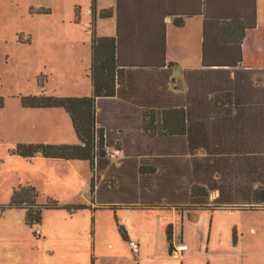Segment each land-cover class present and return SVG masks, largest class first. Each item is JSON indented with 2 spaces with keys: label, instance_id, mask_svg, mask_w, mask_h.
I'll list each match as a JSON object with an SVG mask.
<instances>
[{
  "label": "crops",
  "instance_id": "0c3cea01",
  "mask_svg": "<svg viewBox=\"0 0 264 264\" xmlns=\"http://www.w3.org/2000/svg\"><path fill=\"white\" fill-rule=\"evenodd\" d=\"M116 1L113 7L107 8L112 9L113 14L106 19L98 17L99 12L106 8H94L92 25L100 28L96 36L116 38ZM255 3L256 26L245 34L242 41L241 62L235 69L237 71H264V36L260 33L264 0H255ZM90 13L93 16L91 9ZM139 17L140 21H146L149 32L156 35L155 39H150L149 46L146 41L140 40L121 49L123 60H133L135 65L120 67L119 85L115 86L114 96L96 100V127L106 129L111 135L124 136L125 152L122 150V156L109 160V165L101 172L97 166L92 172L89 165V180L80 175L84 166L77 161L41 157L27 161L55 163L52 167L65 170L69 175L79 173L84 182L82 188L62 204L75 202L81 197L82 204L88 205L92 212L108 209L107 206H120L114 212H178L180 218L172 221V225L166 222L163 225L159 219L165 232L168 227L171 228V251L168 242L167 248L165 245L150 247L144 244L140 234L128 236L125 232L127 239H121L127 245L128 241L139 245V252L134 256L139 264L152 261L189 264L196 257H202L203 264H264V208L247 209L252 204L250 191L264 188V78L257 76L259 80L255 82L253 76L250 78L244 74L234 78L230 69H204L201 65V16L186 18L180 28H174L169 18H162L151 8ZM163 25L162 57L159 30ZM143 60H149L151 65L147 67L141 63ZM162 110L165 129L164 133H158L155 128L162 117ZM143 136H181L179 139L168 138L165 142V155L171 158L175 154V158H179L176 162L181 164L180 184L171 183L166 193L169 199L166 198L172 204L185 203L188 189L197 184L207 191V204L211 208L205 210L207 217H198L204 209L197 212L195 220L189 221L185 213L174 208L151 206L144 210L130 207L140 204L139 193L136 194V203L130 193L128 205H121L118 195L110 196L100 188L99 184L107 179L109 170L113 174L110 178L116 182L117 172L114 173L112 165L119 168L128 159L150 155L146 147L154 141ZM186 136H191L189 144ZM31 143L38 144L39 141ZM172 144L175 148L171 147ZM92 176L95 187L90 196ZM170 176L172 181L177 180L173 179L177 178V172L171 171ZM24 182L22 177L15 183L10 182L9 192L12 193L18 186H25ZM30 184L38 189L35 183ZM9 199L1 201L0 205L7 207ZM215 201L220 207L210 206ZM197 223L201 227L197 228L198 241L205 238L206 246L203 251L198 248L193 253L186 245L185 233ZM41 235L40 232L37 239ZM90 237L92 255H95V229L91 230ZM174 251L178 252L177 256L172 255ZM122 254V250L107 245L105 255L110 264H117ZM90 264L96 263L92 261Z\"/></svg>",
  "mask_w": 264,
  "mask_h": 264
},
{
  "label": "rangeland",
  "instance_id": "374dc122",
  "mask_svg": "<svg viewBox=\"0 0 264 264\" xmlns=\"http://www.w3.org/2000/svg\"><path fill=\"white\" fill-rule=\"evenodd\" d=\"M93 2L99 9L115 4V0H0V202L10 197L9 183L22 177L25 186L32 187L30 182L37 185V205L52 202L65 206L62 202L82 188L83 178L89 180L86 161H77L84 166L81 178L79 173L69 175L52 167L55 163L27 161L9 152L17 144H36L31 141L43 145L77 144L70 119L62 108H22L20 99L40 95L92 96L90 37L92 30L97 35L100 31L99 26L92 25ZM260 33L264 36V4ZM72 203H83V198L66 205ZM8 208L0 205V264H110L105 255L109 244L123 252L117 264H139L121 239L117 225L128 236L140 234L147 246L167 248L165 228L159 219L163 225H172L180 218L178 212L166 210L86 209L72 216L62 209L42 210L39 225L28 227L23 210ZM202 216L207 217L205 210L199 212L198 217ZM197 226L198 223L189 227L185 233L186 245L193 253L206 246L205 238L198 241L197 228L201 227ZM94 229L96 254L92 255L90 232ZM35 230H40L41 238L34 237ZM189 264H203L202 257Z\"/></svg>",
  "mask_w": 264,
  "mask_h": 264
},
{
  "label": "trees",
  "instance_id": "16d2710c",
  "mask_svg": "<svg viewBox=\"0 0 264 264\" xmlns=\"http://www.w3.org/2000/svg\"><path fill=\"white\" fill-rule=\"evenodd\" d=\"M95 4L92 3L91 11L94 18ZM148 8L155 10L162 18H169L174 28L184 25L186 18L193 16L202 17V42H201V65L204 69H230L235 76L244 74L254 81L257 76L264 78V71H237L241 62V44L248 31L256 26V3L255 0H117V36L116 38L98 37L92 30L90 37L89 79L92 86V96L83 98H56L53 96L40 95L36 97L21 98L22 108H62L68 115L72 130L78 144L76 145H43V144H17L9 153L22 159L30 160L33 157L44 159H60L65 161H87L93 172L97 166L99 172L109 165L106 158V150L114 144L124 150V136L111 135L109 131L96 127V100L102 97L115 95V86L119 85L120 67L135 65L133 60H123L121 49L129 44H137L140 40L146 41L148 46L151 38L156 37L149 32L146 21H140L139 14ZM113 14L112 9H104L98 17L106 19ZM139 17V18H138ZM164 25L159 30L160 53L163 57L164 50ZM23 43V42H22ZM144 65H151L149 60H143ZM42 87V86H40ZM220 100V98H216ZM237 101V100H236ZM3 100L0 98V109ZM164 110L162 117L156 126L158 133H164ZM145 130V126H143ZM154 142L146 147L150 155L139 159H128L119 168L112 169L117 172L113 181L111 171H107L106 178L99 184L100 188L110 196H119L121 205H128V196L133 194L136 203L137 193L140 194V204L130 206L147 210L151 206L162 208H174L186 214L189 221L196 218L199 210H210L207 204V191L197 184L188 189V200L182 204L168 202V186L173 183L179 186L181 164L179 158L165 155V142L168 138H180L181 136H143ZM187 143L191 136H186ZM172 148L175 146L172 144ZM191 154V152H189ZM125 154V153H124ZM194 167V165L192 166ZM177 172V180H171L170 172ZM99 174L97 173V177ZM124 182V183H123ZM99 186L97 189H99ZM131 186V188H129ZM95 178L90 182V196L94 191ZM148 192H147V191ZM98 192V190H97ZM168 199H167V198ZM252 206L263 205L264 188L250 191ZM37 193L33 187L18 186L12 190L7 207L24 211V223L28 227L38 225L41 220L42 210H65L68 215L84 209H89L86 204H71L60 206L57 203L48 202L43 206L36 204ZM133 203V204H134ZM132 204V205H133ZM214 207H220L215 201ZM115 210L120 206H107ZM246 209V208H240ZM247 209H253L247 206ZM257 209V208H256ZM118 232L123 240H126L124 230L118 226ZM171 228L166 229V240L171 251Z\"/></svg>",
  "mask_w": 264,
  "mask_h": 264
},
{
  "label": "built area",
  "instance_id": "2783aa9c",
  "mask_svg": "<svg viewBox=\"0 0 264 264\" xmlns=\"http://www.w3.org/2000/svg\"><path fill=\"white\" fill-rule=\"evenodd\" d=\"M116 145L115 146H112L110 148H108L106 150V158L110 161L112 160H116L117 158L121 157L122 156V150L120 147H117V144H114ZM253 207H260V208H264L263 205H255ZM40 235V231L39 230H35L34 232V236L36 238H38ZM128 246H129V249H130V253L135 256L138 254L139 252V245L137 244V242L135 241H128ZM172 255L173 256H177L178 255V252L174 251L172 252Z\"/></svg>",
  "mask_w": 264,
  "mask_h": 264
}]
</instances>
